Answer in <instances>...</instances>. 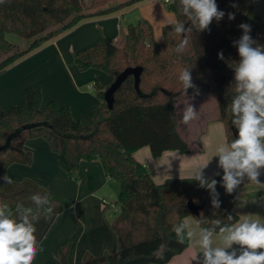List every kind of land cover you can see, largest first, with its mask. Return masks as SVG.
<instances>
[{
	"label": "trees",
	"instance_id": "trees-1",
	"mask_svg": "<svg viewBox=\"0 0 264 264\" xmlns=\"http://www.w3.org/2000/svg\"><path fill=\"white\" fill-rule=\"evenodd\" d=\"M110 1L95 0L93 5L99 8L93 13L85 12L84 0H3L0 2V74L84 18L115 13L139 0L108 5ZM254 2L216 0L224 17L218 22L214 19L208 30L188 32L189 43L182 54L175 51L184 38L182 35L165 25L163 41L159 42L152 24L144 18L127 24L122 44L116 42L115 37L103 36L97 44L82 50L75 57L77 67L81 71L102 70L111 75L113 81L127 67L143 68L138 82L130 75L115 92L112 109L105 101V91L111 84L102 87L97 83L101 103L90 112L87 127L72 116L68 107L52 102L42 106V90L38 87L26 88L24 104L7 109L0 107V127L6 130L0 142V203H7L12 211L18 204L34 209L30 200L33 194L47 193L48 206L54 214L72 206L71 201L50 194L32 179L12 180L11 184L3 180L12 163H32V153L24 148L28 139H46L71 177L77 178L82 160L99 159L106 174L119 185L121 209L112 223L118 248L100 255L87 253L82 260L71 263L68 247H62L59 251L62 264H166L190 244L187 239L183 244L178 243L172 231L173 225L185 222L192 213L188 209L190 200L199 208L194 216L201 228L213 227L212 221L216 219L221 220V226L238 221L233 206L239 192H226L222 186L223 170L211 178L217 181L220 202L219 208H214L210 190L200 187L198 181L171 178L157 184L148 166L134 153L145 146L154 157L167 150L190 152V144L178 131V113L174 107L183 95L179 75L185 68H190L199 94L217 98L220 119L226 125L227 142L238 138V130L233 128L232 117L226 111L234 96V67L240 60L233 41L243 34L239 27L243 23L250 25L251 37L264 45V20L254 12ZM178 4L179 0L165 3L176 20L188 27L190 22L181 15ZM229 13L235 18L229 20ZM8 34L28 40V47L19 48L8 40ZM220 52L223 59L218 58ZM187 94L193 95V89H188ZM216 232L219 233V228ZM162 243L167 251L163 259H158L153 253Z\"/></svg>",
	"mask_w": 264,
	"mask_h": 264
},
{
	"label": "crops",
	"instance_id": "crops-1",
	"mask_svg": "<svg viewBox=\"0 0 264 264\" xmlns=\"http://www.w3.org/2000/svg\"><path fill=\"white\" fill-rule=\"evenodd\" d=\"M125 1L127 0L122 2ZM156 1L139 0L115 13L93 14L15 61L0 74V107L7 109L24 104L26 88L38 87L42 90V106L52 102L59 107H68L72 116L87 127L90 112L101 103L96 92L97 83L106 87L112 83L113 77L93 68L81 71L75 63V57L82 50L97 44L103 36L115 37L118 42L126 34L128 23L144 18L163 29L168 21L176 20L175 14L168 11L166 5L165 9L159 8L158 17L149 13L147 7ZM136 8H142V16H136L138 19L132 21L129 15ZM157 41L162 42L163 39ZM192 97V94H183L175 103L178 104L175 107L178 113V131L190 144V152L167 150L161 156L154 157L150 148L145 146L134 153L140 162L148 166L157 184H163L171 178H191L193 170L209 160L207 167L203 169L206 179L217 176L222 170L218 167V156L214 155L220 144L228 142L226 125L220 119L215 102L217 98L210 94ZM187 102L195 106L198 116L188 125H182L180 110ZM5 133V128L0 127V142ZM24 148L32 153V163H12L6 175L13 181L32 179L50 194L72 203L70 208L57 213L58 219L57 214L52 213L51 219L41 217L35 223L37 252L33 264H62L59 251L66 246L71 263L82 260L87 253L100 255L115 251L118 240L112 223L121 207L117 211L112 210L104 200L108 196H114L113 200H116L119 185L106 174L101 161L82 160L77 178H73L62 168L58 154L46 139H28ZM259 180L264 184V174ZM236 190L239 198L233 206V212L238 216V221L247 218L264 223V186L249 183L245 179ZM13 213L15 215V211ZM185 223L189 225L188 230L194 231L196 235L183 252L166 264H196L192 257L202 256L196 243L201 227L193 213L185 218ZM220 244V236L216 232L213 235V247ZM233 248L239 249L240 246L234 244Z\"/></svg>",
	"mask_w": 264,
	"mask_h": 264
},
{
	"label": "clouds",
	"instance_id": "clouds-1",
	"mask_svg": "<svg viewBox=\"0 0 264 264\" xmlns=\"http://www.w3.org/2000/svg\"><path fill=\"white\" fill-rule=\"evenodd\" d=\"M166 2L172 3L174 0ZM178 7L181 15L187 17L190 26L186 27L185 23L175 19L168 21L166 26H171L177 34L184 37L175 49L181 54L189 43L188 32L193 29L198 32L208 30L214 19L218 22L225 15L219 10L216 0H179ZM228 18L234 19V14L229 13ZM239 27L243 34L233 44L237 47L240 60L234 67V96L226 109L232 117L231 123L238 130V138L230 143L220 144L214 155L218 156V167L223 170L222 186L229 194L244 183L245 179L249 183L264 186L259 180L264 174V45L258 44L251 37L250 25L242 23ZM163 38V32H160L157 40ZM218 58H224L222 52L218 53ZM179 80L185 96L188 89H193L192 98L199 94V89L192 81L190 68L182 70ZM174 107H178V104ZM180 116V123L188 125L197 119L198 111L193 104L187 102L180 110ZM208 162L196 167L191 178L198 181L200 187L210 190L212 206L219 208L217 181L206 179L203 173ZM3 180L8 184L13 183L8 175H4ZM30 200L36 206L35 209L18 204L15 215L7 203H0V264H33L37 252L35 223L41 217L51 219L53 209L48 206L50 200L47 193L33 194ZM228 219L231 220L232 216H228ZM212 224L213 227L201 228L199 231L196 243L202 256L192 257L196 264H264V251H257L264 249V223L244 218L232 225L221 226L219 219L213 220ZM217 228L221 244L213 247V235ZM188 229L189 225L185 222L173 225L172 231L178 243L183 244L186 239L191 240L196 235ZM234 244L240 248H233ZM165 251L167 246L162 243L153 255L163 259Z\"/></svg>",
	"mask_w": 264,
	"mask_h": 264
},
{
	"label": "rangeland",
	"instance_id": "rangeland-1",
	"mask_svg": "<svg viewBox=\"0 0 264 264\" xmlns=\"http://www.w3.org/2000/svg\"><path fill=\"white\" fill-rule=\"evenodd\" d=\"M94 1L95 0H84L85 5H86L85 12H92V11H95V10H97L99 8L96 5L95 6L93 5ZM122 1H124V0H111L108 5L118 4V3L122 2ZM105 6H107V5H105ZM159 8L165 9V1L164 0H157L155 3L149 5L147 7V10H149V13L155 15V17H158ZM254 9L256 11L255 13L260 15L262 17V19L264 20V0H256ZM129 16L132 17V21H136L138 19L137 18L138 16L139 17L142 16V8L134 9L133 11H131ZM153 26H154V24H153ZM123 28L125 29V25L123 26ZM160 32H162V28L161 27L159 28L158 24H155V26H154V35H155V37H157V35L160 34ZM123 37H122V39H119L118 43H120V44L123 43V40H124ZM7 38H8L9 41H11L13 44L17 45L21 49H24V48L28 47V45H29V41L28 40H26V39H24V38H22V37H20L18 35H15V34H8ZM215 102L217 103L216 105H218V100L217 99H215ZM210 109H212V107ZM218 110H219V106H218ZM113 199H115L114 196H113V198L108 196V197L105 198L104 201L106 202L108 208H111L112 210L116 209V211H117L119 209L120 204L118 202V198L116 200H113Z\"/></svg>",
	"mask_w": 264,
	"mask_h": 264
},
{
	"label": "water",
	"instance_id": "water-1",
	"mask_svg": "<svg viewBox=\"0 0 264 264\" xmlns=\"http://www.w3.org/2000/svg\"><path fill=\"white\" fill-rule=\"evenodd\" d=\"M143 68L142 67H127L122 72H120L117 77L114 79V81L111 83V85L106 89L105 91V101L108 104L109 109L113 108L114 103V94L115 92L120 88V86L123 84V82L130 76L133 75L136 79V82L139 81L140 75L142 73ZM235 130L236 128L233 127ZM188 209L193 214L198 213V206L194 204L192 200L188 202Z\"/></svg>",
	"mask_w": 264,
	"mask_h": 264
},
{
	"label": "built area",
	"instance_id": "built-area-1",
	"mask_svg": "<svg viewBox=\"0 0 264 264\" xmlns=\"http://www.w3.org/2000/svg\"><path fill=\"white\" fill-rule=\"evenodd\" d=\"M166 4H170V3H167L166 0H164Z\"/></svg>",
	"mask_w": 264,
	"mask_h": 264
}]
</instances>
